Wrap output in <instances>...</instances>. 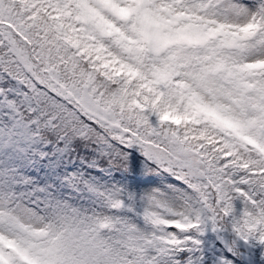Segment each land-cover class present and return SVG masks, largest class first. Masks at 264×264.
Wrapping results in <instances>:
<instances>
[{"label":"snow or ice","instance_id":"obj_1","mask_svg":"<svg viewBox=\"0 0 264 264\" xmlns=\"http://www.w3.org/2000/svg\"><path fill=\"white\" fill-rule=\"evenodd\" d=\"M0 264H264V0H0Z\"/></svg>","mask_w":264,"mask_h":264}]
</instances>
